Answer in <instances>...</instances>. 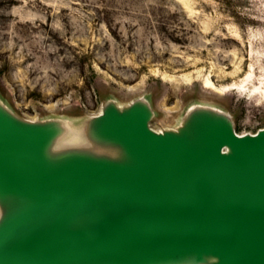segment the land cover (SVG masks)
Returning a JSON list of instances; mask_svg holds the SVG:
<instances>
[{
    "label": "water",
    "instance_id": "water-1",
    "mask_svg": "<svg viewBox=\"0 0 264 264\" xmlns=\"http://www.w3.org/2000/svg\"><path fill=\"white\" fill-rule=\"evenodd\" d=\"M148 96L25 119L0 95V264H264V125Z\"/></svg>",
    "mask_w": 264,
    "mask_h": 264
},
{
    "label": "rangeland",
    "instance_id": "rangeland-1",
    "mask_svg": "<svg viewBox=\"0 0 264 264\" xmlns=\"http://www.w3.org/2000/svg\"><path fill=\"white\" fill-rule=\"evenodd\" d=\"M0 95L19 116L83 118L148 96L154 130L192 103L264 125V0H0Z\"/></svg>",
    "mask_w": 264,
    "mask_h": 264
}]
</instances>
